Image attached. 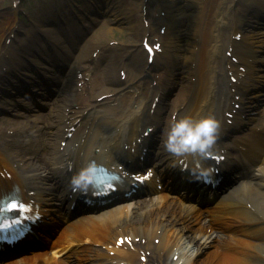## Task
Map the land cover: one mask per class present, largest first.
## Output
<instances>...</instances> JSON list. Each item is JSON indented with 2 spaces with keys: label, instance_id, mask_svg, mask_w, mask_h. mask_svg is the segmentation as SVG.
I'll return each instance as SVG.
<instances>
[{
  "label": "bare ground",
  "instance_id": "1",
  "mask_svg": "<svg viewBox=\"0 0 264 264\" xmlns=\"http://www.w3.org/2000/svg\"><path fill=\"white\" fill-rule=\"evenodd\" d=\"M15 1L11 0L10 13L5 15L0 13L2 17L0 19V66H3L8 53L4 49L5 37L14 28L18 30L17 32L20 29L19 25H17L16 17L12 16L16 13L15 9L12 8V4ZM121 1L110 0L112 7L119 8V11H113L114 9H112L111 14L103 15V17L108 19L106 21H115L126 26L131 22L130 16L127 15L130 11L121 5ZM164 1L166 2L165 7L169 17V22L166 24L173 30L171 48L175 47V51L171 50L169 57L173 62L167 63V66L174 67L171 69L172 73H170V76H173L171 87L180 86V92L176 96L177 100L168 103L170 105V113L173 112L175 114V119L191 117V115L195 119H201L212 116V113L217 115L222 111L226 112L227 106L225 102L234 93L230 94L227 90L229 89L231 92V89H237L235 85L229 82L230 76H236L237 81H239L240 69L245 68L247 57H249L245 53L248 46L244 45L248 41L249 35L239 33L243 29L246 19L243 23L237 24L235 21L236 15L234 17L226 15L225 9L232 0H206L205 3L202 0H191L190 4L184 3L189 0ZM95 2L97 3L98 1L96 0ZM143 4L145 5V2L142 0L141 5ZM225 5L226 7L223 8ZM249 10L250 7L247 6L245 11ZM52 14L53 19L60 22L65 21L67 24L68 15L64 11L54 10ZM156 16L158 14L154 10L151 17L157 20ZM92 21L97 23L95 20ZM186 23H189L187 35L190 34L191 30L192 32L189 36L190 40L187 41V47L183 48L180 28ZM53 28L59 30L60 26ZM128 28L139 30V27H135V25H129ZM61 30L67 34V29L62 27ZM231 30H233V33L229 35ZM40 31L45 35L49 43L51 41L53 43L54 41L55 43L56 41L58 42L52 31L49 32L47 30L48 32H44L41 29ZM106 31V29L101 27L95 34L96 39L99 41L103 33H107ZM110 31H115V28H111ZM121 35H123V32ZM40 37L42 36H33V38ZM73 38L70 37V40H73ZM85 43H87V46L80 48L84 45V41L82 43L79 41L74 46L76 51L80 48L77 55L70 54L64 64V67H68V71L65 77L59 79L58 98L53 105L54 111L51 114V119L48 116L47 120L41 125L37 123L33 127L31 138L27 145L31 150H34V158L30 159L28 164L23 161L24 157L20 160L17 155H14L17 159L16 161H19L17 163L19 168L17 171L23 175L29 173V175L24 176V179L31 185L33 190H36L39 184L45 180H54L53 161L46 162L39 156L48 152V155L53 156V160H56L55 154L57 151L59 152L61 147L59 142L66 140L67 147L70 146L75 140L78 126L87 115L97 114L95 118L98 123L110 131L108 135L104 136L97 130L90 128V149L102 148L107 144L119 142L121 137L120 129L125 125H128L130 130L132 129L131 136L134 135V127L138 131L140 128L160 126L164 131L161 137L162 144L167 138L166 134L169 130L167 123H172L171 119L168 121L169 117H163L158 125L154 121L149 120L151 103L154 98L157 97L158 101L153 113L158 114L163 105L167 107V103L165 104L163 101L164 89L161 87L155 89L153 95H150L151 101L149 104L145 102L149 97L147 92L151 88L149 82L145 81L147 78L145 72L152 67V64L148 65V69H146L147 63H143L140 66V74L143 76L138 79L137 87L130 86L128 83H119V79L116 77V70H114V73L110 70V73H106L105 77L113 88L105 87L96 97L89 98L87 96L88 101L91 98L94 99L89 104L90 109L80 113L78 117L70 115V109L75 104V100L69 99V91L73 84L68 88L64 83L66 84L69 79L73 80V73H75L77 63L83 61L81 56L89 57L87 50L84 52L83 50L89 47L91 40ZM29 45H32V43H29ZM35 48L42 49L45 47L38 43ZM105 49L107 51L108 48ZM26 51L30 54L29 48ZM182 51L185 54H180ZM225 53L237 58L239 62L238 65H232L233 68L235 67L234 69H228L226 73H221L219 68L223 62L228 65ZM142 55V52H138L139 58ZM110 57V54L106 52L101 57L106 68L108 67L107 69L111 67ZM132 60H134V55ZM191 64L194 71L190 70ZM225 78L227 81H224ZM161 82L162 79L157 85L161 86ZM223 82L224 88L221 90ZM22 83L27 85L26 82ZM143 88L147 90L145 97ZM103 95H106V97L100 99ZM218 95L221 96L223 102H218L219 97H216ZM4 100L0 98V106L10 110V106L1 102ZM177 101H179L178 104H176ZM38 120L41 121L40 119ZM71 127L75 129V132L70 139H65V130ZM16 147H18V136L15 134L14 136L7 135V130L0 126V166L6 167L11 173V177L8 180L0 178V196L11 188V184H16L23 199L38 203L40 198L28 192L26 182L20 178L18 172L11 164L10 158L13 159ZM37 151L40 154H36ZM61 161L62 158H58L56 162L59 164ZM29 165H35L38 168L28 167ZM263 185H257L256 187L262 199L260 202L248 200L246 196L247 187L238 185L236 188H243L227 194L224 199L210 209L209 213H206L207 217L211 215L213 219L208 220L207 225L202 227L201 232H205L208 228H211V230L218 229L217 233L219 236L213 232L207 237L206 233L203 235L205 238L202 243L204 245L203 248H207L210 251H204L202 254L198 252L199 248L189 247L186 253L181 247L178 248L181 252L173 249V245L178 244L180 238H187L185 233H181L184 231L183 227L178 230L177 235L180 238H174L177 228H174L173 224H181V222L186 221L188 215H185L183 210L181 213H176L175 205L177 203L163 195L159 204L153 198L138 201L133 203L134 207L129 212L126 209L114 208L99 214H82L74 219L62 217V220H60L61 227L51 245V251L55 254H62L63 258L49 261L44 259L45 255L43 253H34L29 257H20L12 261L11 264H68L71 256L77 253L76 249L71 248L72 244L80 249L85 248V250L89 249L86 246L87 244L105 247V253L92 249V254L96 260L100 261L103 258L107 264H139L136 260L138 254L139 256H145L148 264H264V196L262 197L260 192L263 189ZM249 202L251 207L247 208L246 204L249 206ZM175 213L176 215L174 216ZM237 220L242 221L246 226L235 225ZM237 234H243L245 238L239 237ZM119 237H127L130 239V244L122 243L121 246H117L116 241ZM154 240H157V242H154ZM184 241L183 243H186L184 249H187L190 243ZM81 245L85 246L82 247ZM147 251L149 252L146 255ZM106 252H113V254L109 256ZM172 256H176V259L173 260ZM100 262L103 263L102 260Z\"/></svg>",
  "mask_w": 264,
  "mask_h": 264
},
{
  "label": "clouds",
  "instance_id": "2",
  "mask_svg": "<svg viewBox=\"0 0 264 264\" xmlns=\"http://www.w3.org/2000/svg\"><path fill=\"white\" fill-rule=\"evenodd\" d=\"M219 122L212 116L201 119L185 117L173 119L164 141L166 152L173 157L206 159L216 145ZM96 165L88 163L86 167L72 176L70 186L73 191H83L92 183Z\"/></svg>",
  "mask_w": 264,
  "mask_h": 264
},
{
  "label": "rangeland",
  "instance_id": "3",
  "mask_svg": "<svg viewBox=\"0 0 264 264\" xmlns=\"http://www.w3.org/2000/svg\"><path fill=\"white\" fill-rule=\"evenodd\" d=\"M158 0H145L146 2V6H148L150 9L152 7H154V4L157 2ZM74 4L76 5H80V3L77 1V0H74L73 1ZM126 2L130 3L131 5L129 6V8H131V11L135 12L136 15H135V18L136 19H139V15H140V8L138 5H136V3L138 2H141V0H126ZM191 0L189 1H186L184 3H187V4H190ZM243 3H246L248 2V0H242ZM49 3H50V0H18V7H17V11L18 13H16V15H13V16H16L18 19V21L21 23V35H18V37H21V36H24V34L27 33L28 30H30L32 27H33V22H35L37 19L39 18H35L33 16V14L37 11L40 12V9L39 7H44L46 5L49 6ZM10 4H11V0H0V13L2 15H5L7 13H10ZM64 1L60 0L59 2V8L60 9H66L65 5H64ZM68 6H72V3H68ZM238 8V7H237ZM237 8L235 10H237ZM43 10V8H42ZM23 13H22V12ZM41 14V12H40ZM76 15H78V13H76ZM40 16V15H39ZM2 17L0 16V19ZM249 19V15L247 17ZM187 24V23H186ZM35 25V24H34ZM98 25L99 24H95L93 27H94V30H97L98 29ZM113 26H116L118 27L119 25L116 23V24H112ZM37 26V24L35 25ZM187 25L183 26V29L186 27ZM120 30L122 29H119L117 28V31L114 33H111V34H108L105 35L102 39V43H104L106 40H122V39H119L120 36L118 35V33L120 32ZM125 32H128V31H125ZM131 36V35H130ZM91 38H93V36H91ZM123 40H125L126 44H132L133 41H135L136 39L131 36L130 37H127V38H124ZM183 42H185V40L183 39ZM117 53L121 54V53H125L121 50H117L116 51ZM172 63V61L170 62ZM138 69V67H137ZM162 69H160V67L154 69V71H157V72H154V73H159L161 72ZM129 72L133 74V77H136L137 76V73L136 71H134V68L132 67L131 69H129ZM153 73V72H151ZM135 81V80H134ZM178 86L175 87V89L173 90V92H171V95L169 96V101H173L174 98H175V94L178 92ZM55 99V97H54ZM55 100L52 102L51 101V104H54ZM48 111L49 109H47L46 111H43L44 114H48ZM0 117H7V116H3V114H0Z\"/></svg>",
  "mask_w": 264,
  "mask_h": 264
}]
</instances>
